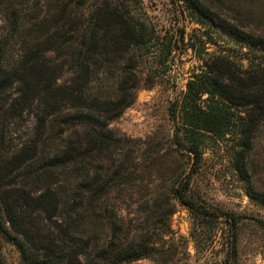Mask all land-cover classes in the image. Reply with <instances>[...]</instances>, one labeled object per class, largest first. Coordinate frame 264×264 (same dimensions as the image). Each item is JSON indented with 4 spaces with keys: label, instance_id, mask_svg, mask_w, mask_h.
<instances>
[{
    "label": "trees",
    "instance_id": "16d2710c",
    "mask_svg": "<svg viewBox=\"0 0 264 264\" xmlns=\"http://www.w3.org/2000/svg\"><path fill=\"white\" fill-rule=\"evenodd\" d=\"M175 1L246 53L204 63L187 83L176 103L182 132L170 143L194 164L175 167L169 191L208 214L190 192L208 136L231 142L250 200L264 206L245 167L264 131V61L249 56L264 54V36L205 0ZM88 7L89 0H0L7 27L0 35V236L24 264H132L157 251L152 237L126 230L121 206L136 191L142 205L154 201L160 209L149 196L166 177L151 172L149 157L140 161L136 141L107 129L135 95L136 85L128 83L136 53L147 44L145 30L114 0ZM24 116L32 122L21 136L4 135L2 121ZM33 241L45 243L44 251L30 252Z\"/></svg>",
    "mask_w": 264,
    "mask_h": 264
},
{
    "label": "rangeland",
    "instance_id": "374dc122",
    "mask_svg": "<svg viewBox=\"0 0 264 264\" xmlns=\"http://www.w3.org/2000/svg\"><path fill=\"white\" fill-rule=\"evenodd\" d=\"M100 1L89 0V11ZM114 1L129 14L132 22L143 27L147 44L136 53V63L131 67L128 84H135L137 88L131 104L108 123L107 129L136 141L140 161L149 157L151 172L165 175L167 181L162 184L156 180L151 187L149 197L162 205L160 209L154 208V201L147 207L142 205L140 193L136 191L132 197L126 196L127 205L121 206L126 230L131 235L150 236L157 242L153 258L132 264H264V206L258 203L260 198L255 202L250 200L229 140L217 141L207 136L201 146L202 159L190 192L208 214L190 210L169 191L175 167L188 170L194 164L191 154L183 150L174 153L170 143L174 134L180 135L183 128L176 103L181 101L187 83L201 71L204 63L220 55L245 57L246 49L240 52L207 24L196 23V16L186 9L185 3ZM205 1L220 9L230 22L235 20L244 29L264 36V0ZM0 19L1 35L7 27ZM249 56L255 61H264V54L259 52ZM31 122L25 116L17 123L11 119L7 123L2 121V132L11 138L19 137ZM245 167L253 190L264 194V131L258 135ZM39 214L42 219H37V225L43 236L47 234V225L45 216ZM57 216L65 221L63 211ZM45 246L33 241L30 252L44 251ZM0 253V264H24L16 247L1 236Z\"/></svg>",
    "mask_w": 264,
    "mask_h": 264
}]
</instances>
